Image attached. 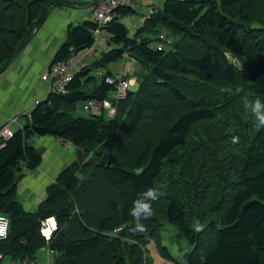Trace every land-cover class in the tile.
<instances>
[{
	"label": "trees",
	"instance_id": "obj_1",
	"mask_svg": "<svg viewBox=\"0 0 264 264\" xmlns=\"http://www.w3.org/2000/svg\"><path fill=\"white\" fill-rule=\"evenodd\" d=\"M51 2L88 4L0 0V71ZM152 8L134 33L122 20L135 9L118 8L105 28L109 49L75 73L66 95L51 93L40 101L29 122L0 149V214L9 220L0 242L3 260L34 261L47 248L54 254L52 264H134L125 246L104 234L133 222V202L156 189L167 171H176L173 160L181 149L190 151L191 140H209L204 133L193 134L209 128L216 138L211 175L226 184V191L200 214L201 222L207 218L201 232L190 227L191 204L175 193L164 197L162 221L176 226L192 246L187 264H200L201 255L205 264H264V127L250 110H239L233 120L227 115L233 109L227 105L233 100L230 88L246 85L264 101V0H164ZM94 29L89 20L69 25L51 63L91 47ZM160 32L174 41L158 51L146 35ZM230 52L243 57L239 66L228 60ZM124 59L135 64L137 88L117 105L116 116H73L77 103L113 93L116 77L107 67ZM233 136L239 137L237 144ZM33 137L70 144L88 157L62 169L36 211L27 212L17 187L22 167L32 171L42 162L43 150L28 144ZM92 205L101 209L90 212ZM51 218L56 228L46 240L41 230Z\"/></svg>",
	"mask_w": 264,
	"mask_h": 264
},
{
	"label": "rangeland",
	"instance_id": "obj_2",
	"mask_svg": "<svg viewBox=\"0 0 264 264\" xmlns=\"http://www.w3.org/2000/svg\"><path fill=\"white\" fill-rule=\"evenodd\" d=\"M133 1L136 5L135 7H133L135 9V12L131 16H127L122 20L129 29V33L135 32V29H137L141 24L143 16L149 12L150 8L149 2L147 0ZM64 5H67V3H65ZM161 5L162 3L160 2L158 6L161 7ZM259 8L262 11L263 5L260 4ZM260 10L259 12L261 13ZM73 26H75V24ZM160 33L168 38V41L163 47L168 46L167 49L170 48L169 45L171 41H174V38L168 37L164 32ZM146 37L153 38L150 46L151 48H155L157 35L153 37L151 34H147ZM99 52L100 50L97 51V53ZM19 54L20 52L15 56ZM226 56L228 60L236 66H239L243 60V57L231 52ZM121 64V62L112 63L107 67V70L113 72L115 69H120ZM125 69H127L130 73H134L135 64H130V66H127ZM112 74L116 75L115 73ZM95 75L98 80L102 77L101 72H98ZM136 88L137 85L133 84V86L131 87V92L135 91ZM230 90V97L233 100L230 102L228 101L227 105H229V107H233V109L230 110L227 115L233 120L235 113H237L241 109H245V97L249 99V102L254 101V99H256L257 97L252 94L251 89L246 85H240L238 87L230 88ZM82 106H84L83 102H79L76 104V109L73 113V116L91 117L92 115H94L93 112L84 111ZM104 117L108 118L106 114ZM197 133H204L209 140L205 139L200 143L197 140H191L192 145L190 151H184L183 149H181L176 158L173 160L176 171H167L163 175L161 181L157 183L156 190L160 193L159 199L155 202L149 201V203L152 204L154 215L147 219H144L143 217L141 218V222L146 226L147 232L131 233L129 229L135 224V221L132 217V223H122L120 224V227H116V229L113 228L111 231L104 234L107 238L116 241L117 244L124 245L126 248V255H129L130 258H132V260L135 262L134 264H187L186 254L192 250V246L188 243L187 239L184 238L182 232L176 226L162 221L163 217L161 211L164 203V197L175 193L178 197L183 199L185 203L191 204L192 219L190 221V227L191 229H195L197 221L205 226V221L207 220V218H205L204 222H201L199 220L200 214L206 208L211 207L218 199L219 195L226 191V184L222 182L220 178L219 181H216L214 178H212L211 175V169L213 165V163L210 162L212 155V144L216 142V138L212 136V132L209 128H199L195 130L193 134L196 135ZM186 160H188L190 164H185ZM196 161L197 165L195 164L196 167H194L193 165ZM217 172L219 171L217 170ZM120 191L122 190H118L117 193L119 194ZM102 200L104 205L107 199L105 197ZM97 201H99L98 198ZM72 203L73 209L77 210L78 208L76 203ZM88 208L90 212H98L101 209V207L99 208L97 205H92ZM103 211H105V214H108L106 208ZM125 226L126 230L124 234L126 235L120 233L121 229L125 228ZM72 231L75 232V230ZM44 234L45 236H47L45 230ZM42 253V249L37 252L36 264H41L39 261ZM135 256H140L141 260L138 261ZM7 258L3 260L1 264H7ZM12 262L15 263V261L13 260ZM34 263L35 261L32 262V264ZM52 263L53 262H51V264ZM46 264H49L48 260ZM127 264L131 263L128 261Z\"/></svg>",
	"mask_w": 264,
	"mask_h": 264
},
{
	"label": "crops",
	"instance_id": "obj_3",
	"mask_svg": "<svg viewBox=\"0 0 264 264\" xmlns=\"http://www.w3.org/2000/svg\"><path fill=\"white\" fill-rule=\"evenodd\" d=\"M66 1L89 4L95 0ZM160 2L163 5L164 0H153V5L159 7L158 4ZM93 8L85 10L82 7L72 6L53 7L47 11L46 18L35 31L29 44L19 55L11 59L5 72L0 75V127L11 117H17L14 131L29 122L30 112L35 107V101L46 98L48 93L47 85L41 81V75L51 65L55 51L65 41L67 27L89 20ZM106 40L100 43L97 51L100 50L101 52L109 49L106 47ZM96 56L97 52L94 55H87L82 59L80 64L82 66L90 64L96 59ZM124 60L121 61L120 69H115L113 72L109 70L116 74L114 75L115 77L119 71L125 69L127 66L129 67L130 64L134 65L133 61ZM91 112L94 115H100L98 111L93 110ZM28 144L36 149L43 150L42 162L37 169L32 171H28L22 167L21 174L23 178L18 183L17 198L25 211L34 212L45 199L46 187L55 181L62 169L76 162V148L49 137H33L30 138ZM42 250L43 253L39 262L46 264L48 260V263H51L54 254L47 248ZM7 259V264H13L10 258ZM34 261V264H36L37 257Z\"/></svg>",
	"mask_w": 264,
	"mask_h": 264
},
{
	"label": "built area",
	"instance_id": "obj_4",
	"mask_svg": "<svg viewBox=\"0 0 264 264\" xmlns=\"http://www.w3.org/2000/svg\"><path fill=\"white\" fill-rule=\"evenodd\" d=\"M147 1L149 2L150 8L149 12L144 15L142 21L147 19L152 14L153 0ZM134 5L135 3L133 0H101L96 6H94L89 19V21H91L95 26L91 47L85 48L80 53L73 55L67 61L52 63L48 67V69L41 75V81L47 85V95L51 93L58 95L67 94L68 85L71 83L75 73H77L82 67L80 64L82 59L87 55H94L95 50L98 46H100V43L107 39L105 28L112 20L115 11L121 7H133ZM167 41L168 38L165 35L158 33L154 49L161 51L164 49L163 46ZM113 81H116V87L107 99L102 101L88 100L84 103L83 110L89 112L95 110L98 111L100 115L105 116L106 114L109 119L113 118L117 113V105L127 99L128 93L131 91V87L133 84H136V79L133 76V73H130L127 69H123L118 72L116 79ZM40 101L42 100H36L34 105H38ZM15 124H17V117H11L8 118L0 127V149L4 147L6 141L13 137ZM8 228V218L0 214V242L6 238ZM41 234L46 240L50 238L45 236L44 229L41 230ZM3 258L4 256L0 252V261H2ZM32 262L34 261L25 259L22 261H15L13 264H32ZM49 264L51 263L49 262Z\"/></svg>",
	"mask_w": 264,
	"mask_h": 264
},
{
	"label": "clouds",
	"instance_id": "obj_5",
	"mask_svg": "<svg viewBox=\"0 0 264 264\" xmlns=\"http://www.w3.org/2000/svg\"><path fill=\"white\" fill-rule=\"evenodd\" d=\"M244 108L246 110H250L253 116L255 117L256 121H258L259 127H264V101L260 100L259 98L254 99V101L249 102L247 97L244 98ZM231 142L233 144H237L239 142L238 136H233L231 138ZM160 193L154 189L150 188L147 189L143 194L142 198L137 199L133 202V206L130 209V215L133 217L135 224L133 227L129 229L131 233H146L147 228L141 222V218L147 219L154 215L152 204L149 201H157L159 199ZM203 225L196 222L195 231L201 232L203 231ZM206 257L204 255L200 256V264H205Z\"/></svg>",
	"mask_w": 264,
	"mask_h": 264
},
{
	"label": "water",
	"instance_id": "obj_6",
	"mask_svg": "<svg viewBox=\"0 0 264 264\" xmlns=\"http://www.w3.org/2000/svg\"><path fill=\"white\" fill-rule=\"evenodd\" d=\"M100 1L101 0H95L92 3H89L88 5L83 6L82 8L85 9V10L86 9H89V8H92V7L96 6ZM52 7H70V6L69 5H64V4H61V3H58V2H51L48 5H46L44 7L43 11L38 15L37 19L35 20V22L33 24L31 35L19 47H17V49L13 52L12 56L7 59V61L5 62V64L3 65V67L1 68L0 75H2L5 72V70L7 69L8 65H9V62L11 61L12 57H14L17 53L21 52L29 44V42L31 41V39L34 36L35 31L37 30V28L40 25V21H41L42 17ZM87 157H88L87 153H85L81 149H78V148L75 149V158H76V162L79 165H82L83 162L87 159ZM51 219L54 220V218H51ZM47 221L48 220H46V222ZM46 222H45V224H46Z\"/></svg>",
	"mask_w": 264,
	"mask_h": 264
},
{
	"label": "bare ground",
	"instance_id": "obj_7",
	"mask_svg": "<svg viewBox=\"0 0 264 264\" xmlns=\"http://www.w3.org/2000/svg\"><path fill=\"white\" fill-rule=\"evenodd\" d=\"M55 227H56L55 221L52 220V219H49V220L46 222V224H45V226L43 227V229L45 230L46 235L50 237V235H51V233H52V229H55ZM47 236H46V237H47Z\"/></svg>",
	"mask_w": 264,
	"mask_h": 264
}]
</instances>
